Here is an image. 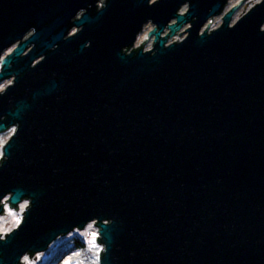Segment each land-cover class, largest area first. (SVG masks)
<instances>
[{
  "label": "water",
  "instance_id": "95a60500",
  "mask_svg": "<svg viewBox=\"0 0 264 264\" xmlns=\"http://www.w3.org/2000/svg\"><path fill=\"white\" fill-rule=\"evenodd\" d=\"M244 1L0 0V214L29 201L0 264L91 222L100 264H264V0L233 23Z\"/></svg>",
  "mask_w": 264,
  "mask_h": 264
},
{
  "label": "rangeland",
  "instance_id": "374dc122",
  "mask_svg": "<svg viewBox=\"0 0 264 264\" xmlns=\"http://www.w3.org/2000/svg\"><path fill=\"white\" fill-rule=\"evenodd\" d=\"M241 0H230L226 11L232 9L236 6ZM261 0H245L235 11L232 22L234 23L240 16L243 14L245 9H249L254 6L256 3ZM186 10V7L182 8V12ZM222 22V15L215 17L213 27H217ZM188 25H184L181 30H179L174 36L169 37L168 42H174L178 39H182L186 36L185 29ZM153 26L148 24L139 35L138 40L134 46L137 48L141 46L144 41L147 39V42L144 44L145 49H149L153 45V37H148L149 32L152 30ZM203 27V29H205ZM202 29V30H203ZM75 31V30H74ZM184 31V32H183ZM168 30L165 31L167 33ZM182 32V33H181ZM181 33V35H180ZM12 83V79H6L0 83V91L4 90L7 85ZM14 132V128L7 130L0 134V159L3 157V146L9 140L11 135ZM29 205V201L24 200L20 203L18 210L16 211L15 207H9L6 204L4 214H0V233L4 237L6 233L12 232L14 228L19 226L23 219V214L26 208ZM98 226L95 222L88 223L85 229H74V231L68 233L67 235H62L57 238L49 248L44 252H39L32 256V260L26 255L23 258V262L27 264H100V251L104 246L103 244L97 241L99 236ZM77 238L85 241L84 248H79L75 246L74 242Z\"/></svg>",
  "mask_w": 264,
  "mask_h": 264
},
{
  "label": "trees",
  "instance_id": "16d2710c",
  "mask_svg": "<svg viewBox=\"0 0 264 264\" xmlns=\"http://www.w3.org/2000/svg\"><path fill=\"white\" fill-rule=\"evenodd\" d=\"M74 242H76L75 243L76 247L84 248L85 246V243H84L85 241L81 240L80 238H77Z\"/></svg>",
  "mask_w": 264,
  "mask_h": 264
},
{
  "label": "built area",
  "instance_id": "2783aa9c",
  "mask_svg": "<svg viewBox=\"0 0 264 264\" xmlns=\"http://www.w3.org/2000/svg\"><path fill=\"white\" fill-rule=\"evenodd\" d=\"M211 20L212 19H210L209 21H208V23H210L211 22ZM214 20H215V17L213 18V21H212V23H210V27H209V30H212L214 27L212 26L213 25V23H214ZM208 23L205 25L206 27H208Z\"/></svg>",
  "mask_w": 264,
  "mask_h": 264
},
{
  "label": "flooded vegetation",
  "instance_id": "af4514ba",
  "mask_svg": "<svg viewBox=\"0 0 264 264\" xmlns=\"http://www.w3.org/2000/svg\"><path fill=\"white\" fill-rule=\"evenodd\" d=\"M12 49H13V48L9 49V50L7 51V53L10 52ZM21 262H22L21 264H27V263H25V261L23 262V259L21 260Z\"/></svg>",
  "mask_w": 264,
  "mask_h": 264
}]
</instances>
